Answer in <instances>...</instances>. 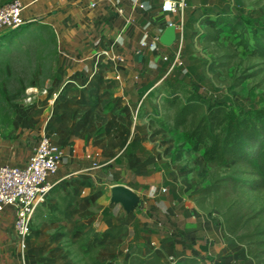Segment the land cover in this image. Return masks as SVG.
I'll return each instance as SVG.
<instances>
[{"label": "crops", "instance_id": "crops-1", "mask_svg": "<svg viewBox=\"0 0 264 264\" xmlns=\"http://www.w3.org/2000/svg\"><path fill=\"white\" fill-rule=\"evenodd\" d=\"M21 1L27 23L53 28L59 60L45 80L48 97L20 104L12 122L0 123V164L28 163L42 135L62 146L64 159L25 247L17 208L0 210V264H85L74 251L91 228L101 233L89 241L101 246L97 258L106 264H131L132 250L168 261L192 256L202 264H255L243 245L226 242L219 212L198 206L194 193L205 169L200 160H181L176 140L158 121L170 74L160 54L175 52L178 39L171 46L151 42L170 23L192 35L203 17L230 12L229 0H185L178 13L163 12L165 0ZM116 184L140 194L135 212L111 203ZM69 193L74 202L62 214L60 197ZM117 227L124 229L112 233Z\"/></svg>", "mask_w": 264, "mask_h": 264}, {"label": "trees", "instance_id": "trees-1", "mask_svg": "<svg viewBox=\"0 0 264 264\" xmlns=\"http://www.w3.org/2000/svg\"><path fill=\"white\" fill-rule=\"evenodd\" d=\"M261 1L258 0L257 3ZM216 15L214 24L206 26L202 32V43L203 49L214 55L215 75L220 76L228 72L230 64L238 55V49L230 46V42L225 43L220 35L225 33L226 25H229L230 33V23L233 32H237L241 25L234 23L230 12L222 11ZM42 26L47 27L45 24ZM22 27L12 29L0 37L1 52H4L5 48V52L12 50L11 45L6 42L8 39L18 47L23 46L22 38L18 35ZM40 35V32L35 35L29 34L30 41ZM238 35L240 40L237 45L243 48L245 54L259 60L261 64L248 76L261 75L264 72V27L253 30L252 44L244 33ZM46 39L43 38V42H46ZM56 50L57 47L53 51L56 53ZM43 58L45 57L41 56L36 64L37 68H40L39 84L54 75L52 67H49L52 62L46 63L44 62L46 59ZM0 64L6 65L1 55ZM261 80L264 82V77ZM167 84L166 79L164 84L166 91ZM161 108L163 114L158 120L159 125L168 132L184 131L190 142L193 145L197 144L202 150L204 160L215 168L203 177L202 184L195 191L196 203L210 212H219L227 243L243 245L255 264H264V105L235 107L230 102L212 100L196 89H188L177 80L170 93H167ZM73 202V193L60 197L59 203L64 206V209H61L62 214H65V207ZM123 229L117 227L111 232L119 234ZM100 235V232L91 228L78 240L79 251L88 254L85 264H106L97 258L101 246H95L89 241L91 236ZM130 262L202 264L200 259L192 256L183 261L172 262L165 260L155 251L142 255L134 250L131 251Z\"/></svg>", "mask_w": 264, "mask_h": 264}, {"label": "rangeland", "instance_id": "rangeland-1", "mask_svg": "<svg viewBox=\"0 0 264 264\" xmlns=\"http://www.w3.org/2000/svg\"><path fill=\"white\" fill-rule=\"evenodd\" d=\"M10 1L0 0V8ZM257 1L229 0L230 3L224 6V9L226 8V10L230 11V17L234 23L241 25V28L237 32H233L230 23V33L229 25H226L225 33L220 35L224 38L225 43L230 42V46L238 49V55L230 64V69L227 73L216 76L213 64L214 55L203 49L202 32L206 26L214 24V15L211 14L200 19V24L192 30V35L183 33L180 36L178 49L169 55V61H167L171 66L178 59L177 64L170 70V74L167 77L168 94L174 83L179 80L188 89H196L212 100L230 102L235 107H260L264 105V82L261 80L264 77V72L258 76H248L260 67L261 64L259 60L245 54L243 48L237 45V42L240 40L239 33H244L245 37L249 38L252 44L253 40H251V37L253 30L264 27V0L261 3H257ZM46 26H42L41 23L37 25H34L33 22L26 23L18 31V35L24 43L23 46L18 47L8 39L6 42L11 45L12 50L5 52V48V53L0 50V55L4 63H6V65L0 66V123L7 124L12 122L14 109L19 108L22 103H25V105L30 104V102L27 103L25 101L29 87L37 86L47 89L51 87L50 84L45 82L46 79L39 84L40 68L38 69L36 66L41 56L45 57L43 59H46L44 61L46 63H53L59 60L57 52L53 51L59 45L56 33H54L51 26ZM38 28L39 30H37ZM38 32L41 35L31 42L29 34L35 35ZM4 34L2 32L0 37ZM43 38H47V41L43 42ZM203 62L207 63L203 64ZM49 67L51 66L49 65ZM51 69L54 74V69ZM31 82L33 83L31 84ZM43 95L44 97H48L45 94ZM169 133L176 140L175 152L177 150L182 152L183 159L181 160H200V165L205 169L203 171L205 175L209 171L215 170L204 160L202 150L199 149L197 144L193 145L190 142L184 131L174 130ZM172 156L175 157L176 154ZM200 165H196L198 166L196 171L199 170ZM198 182L202 184L200 179ZM74 254L80 260L88 258V254H83L78 248H75Z\"/></svg>", "mask_w": 264, "mask_h": 264}, {"label": "built area", "instance_id": "built-area-1", "mask_svg": "<svg viewBox=\"0 0 264 264\" xmlns=\"http://www.w3.org/2000/svg\"><path fill=\"white\" fill-rule=\"evenodd\" d=\"M95 5V3L92 4V6ZM185 6V0H165L162 10L167 13H178L183 11ZM24 7L21 0H11L0 8V34L27 23L23 15ZM141 7H144V4H141ZM116 8L119 12L123 11L118 5ZM177 31L179 40L183 35V29L178 26ZM159 41L160 38H156L151 45L156 47ZM160 56L164 61H169L168 54L161 53ZM177 61L178 59L170 66V70L177 64ZM28 91L25 101L34 103L46 94L48 89L31 86ZM57 96L54 95L53 99L55 100ZM63 159L62 146L52 137L42 135L28 163L22 166L0 164V210L10 205L17 208L16 228L21 236L23 247L31 232L32 217L40 205L48 202L54 186L51 178L58 172ZM95 166L99 165L95 163ZM169 259L172 262L176 261L173 257Z\"/></svg>", "mask_w": 264, "mask_h": 264}, {"label": "water", "instance_id": "water-1", "mask_svg": "<svg viewBox=\"0 0 264 264\" xmlns=\"http://www.w3.org/2000/svg\"><path fill=\"white\" fill-rule=\"evenodd\" d=\"M177 27L169 24L160 36V42L166 46L173 45L177 40ZM142 197L132 188L116 184L111 188V203L121 204L127 213L135 212L141 206Z\"/></svg>", "mask_w": 264, "mask_h": 264}]
</instances>
